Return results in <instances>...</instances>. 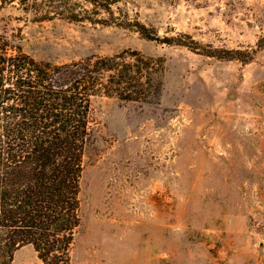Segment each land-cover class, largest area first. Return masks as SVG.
Listing matches in <instances>:
<instances>
[{"label": "rangeland", "instance_id": "obj_1", "mask_svg": "<svg viewBox=\"0 0 264 264\" xmlns=\"http://www.w3.org/2000/svg\"><path fill=\"white\" fill-rule=\"evenodd\" d=\"M61 1L0 0V34L152 67L136 100L92 98L69 264H264V0Z\"/></svg>", "mask_w": 264, "mask_h": 264}, {"label": "trees", "instance_id": "obj_2", "mask_svg": "<svg viewBox=\"0 0 264 264\" xmlns=\"http://www.w3.org/2000/svg\"><path fill=\"white\" fill-rule=\"evenodd\" d=\"M139 60L129 65L117 54L57 65L12 48L0 34V264H11L27 244L47 264L70 263L92 98L145 94L151 61Z\"/></svg>", "mask_w": 264, "mask_h": 264}]
</instances>
